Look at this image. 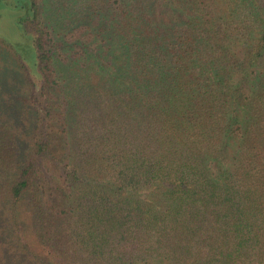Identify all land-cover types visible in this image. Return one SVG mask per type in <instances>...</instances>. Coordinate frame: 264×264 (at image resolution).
Masks as SVG:
<instances>
[{
	"label": "trees",
	"instance_id": "16d2710c",
	"mask_svg": "<svg viewBox=\"0 0 264 264\" xmlns=\"http://www.w3.org/2000/svg\"><path fill=\"white\" fill-rule=\"evenodd\" d=\"M0 1V264H264V0Z\"/></svg>",
	"mask_w": 264,
	"mask_h": 264
},
{
	"label": "rangeland",
	"instance_id": "374dc122",
	"mask_svg": "<svg viewBox=\"0 0 264 264\" xmlns=\"http://www.w3.org/2000/svg\"><path fill=\"white\" fill-rule=\"evenodd\" d=\"M36 1L39 6L40 29H42V13L43 15H45L46 13L45 9L47 10V12H51V10L54 11L55 9L54 2L56 0H50V1L49 0H36ZM70 1H73V0H70ZM42 8H43V11H42ZM18 15H19V10L0 1V39L5 40L9 44H11L21 57H25V56L30 57L31 42L28 38V35L22 31V28L19 25ZM26 25L29 28L27 29L29 31H33L36 28L35 23L31 21L26 23ZM27 66H28V70L31 75V78L35 81V84H37L36 85L37 91H39L42 88V76L40 75V73H38V68H35L31 64H28ZM12 73L14 76L13 78L18 80V77H15L16 75H15L14 70H12ZM5 77H6V73L0 72V93L2 94H4L8 88L5 82ZM9 92H7L6 94L8 95ZM6 94H4L2 97H6ZM57 111L58 110L53 111L52 122L54 123L58 122L57 118L59 117L58 115L59 113ZM40 163L42 167V159ZM23 219L24 220L27 219L26 221L28 222H30V220L33 221V215L31 214V219L27 218V216H24ZM32 224L33 222L31 223V227H32ZM21 230H22L21 234L25 235L24 238L25 240H27V243H29L30 248L32 249L31 251L34 252L36 256L37 254L42 255L43 253L42 244L38 241L35 235L36 231L34 230V228L32 227V230L31 228L29 230L27 229L28 231L26 232V229L25 231H23L21 227Z\"/></svg>",
	"mask_w": 264,
	"mask_h": 264
}]
</instances>
